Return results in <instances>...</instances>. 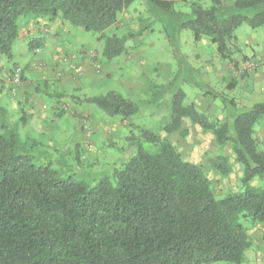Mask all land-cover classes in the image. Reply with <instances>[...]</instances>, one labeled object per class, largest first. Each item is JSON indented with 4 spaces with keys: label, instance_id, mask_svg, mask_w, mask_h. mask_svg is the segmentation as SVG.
<instances>
[{
    "label": "trees",
    "instance_id": "1",
    "mask_svg": "<svg viewBox=\"0 0 264 264\" xmlns=\"http://www.w3.org/2000/svg\"><path fill=\"white\" fill-rule=\"evenodd\" d=\"M135 0H0V56L12 58L19 36V21L32 15L78 25L105 41L102 56L112 60L126 51L130 34L107 35ZM163 11L174 9L173 0H148ZM182 26L194 39L208 37L220 57L238 68L240 53L236 30L243 24L264 26V0H212L204 6L192 2ZM41 41L32 40L31 48ZM186 93L176 92L165 135L140 128V140L125 163L91 185L65 177L50 164L37 162L10 127L0 122V264H241L252 241L241 219L264 225V149L256 136L264 119V101L233 112L224 119L185 103ZM107 115L128 120L139 111L132 99L117 90L85 96ZM234 105V101L231 100ZM188 118L218 145L230 143L242 166L238 191L218 198L203 164L183 157L167 136L187 137ZM222 176L231 172L225 155L210 158Z\"/></svg>",
    "mask_w": 264,
    "mask_h": 264
},
{
    "label": "rangeland",
    "instance_id": "2",
    "mask_svg": "<svg viewBox=\"0 0 264 264\" xmlns=\"http://www.w3.org/2000/svg\"><path fill=\"white\" fill-rule=\"evenodd\" d=\"M173 1V11L167 12L148 0H135L118 25L106 30L107 35L130 34L126 51L111 61L102 56L105 41L97 33L61 19L66 31L43 39L53 48L54 63L43 57L39 46L31 48L29 43L40 38H29L25 47L16 43L12 58L0 56V122L3 116L10 127L19 130L25 150L37 162L93 185L136 153L141 127L165 135L162 126L170 118L171 101L179 90L186 93L185 103L195 102L212 118L224 119L264 101V73L259 76L264 72V54L259 45L248 46L249 33L260 34L264 26L243 24L237 28L240 53L235 68L220 57L208 37L196 41L192 30L182 26L190 16L192 2L208 6L212 0ZM225 1L231 7L234 0ZM37 19L23 16V32ZM110 90L132 99L139 111L123 120L84 100ZM184 121L188 136L173 133L167 139L185 159L204 165L218 198L238 191L242 166L236 162L232 145H218L211 133L188 118ZM256 136L264 149V119L257 124ZM141 144L157 150L150 142ZM218 155L229 159L231 172L227 176L210 163V158ZM253 182L264 187V178L256 177ZM241 221L252 241L241 264H264V225H253L250 219Z\"/></svg>",
    "mask_w": 264,
    "mask_h": 264
},
{
    "label": "crops",
    "instance_id": "3",
    "mask_svg": "<svg viewBox=\"0 0 264 264\" xmlns=\"http://www.w3.org/2000/svg\"><path fill=\"white\" fill-rule=\"evenodd\" d=\"M37 20L38 21H36L35 23L29 24L26 32H23V29L25 27H24V25H22V18L20 19L19 24H21V25H20V29H19V36L14 42L12 53L14 52V48H15L16 43L21 42V44L25 47V45H27V43L30 41L31 38L32 39L40 38L41 40L39 39V41H41L40 42L41 44L39 47L42 48V51H44L43 57L47 58L48 61H51L54 63L57 60V58L55 57V53L53 52V48H51L49 43H43V39L45 38V36H48V39H51L52 35H57L60 32H65L66 26L62 25V22L60 23L59 19L56 21H53V22H49L46 18L39 17ZM40 26H44V28L42 27L43 29L42 28L39 29ZM237 37H238V40L240 41L238 35H237ZM48 42H50V41H48ZM246 42H248V41L246 40ZM249 42H248V46L249 45H256V44L259 45V48L261 49V51H260L261 55L264 54V32H262L260 34L256 33V31L249 33ZM53 46H54V44H53ZM44 47H46V48L44 49ZM263 73L264 72L260 71L259 76H262ZM91 79H94L93 75H91Z\"/></svg>",
    "mask_w": 264,
    "mask_h": 264
}]
</instances>
